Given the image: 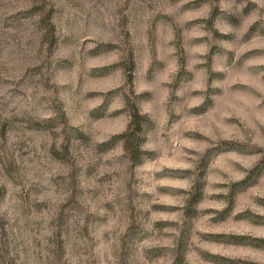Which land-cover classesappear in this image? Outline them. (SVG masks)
Returning <instances> with one entry per match:
<instances>
[{
  "label": "rangeland",
  "instance_id": "obj_1",
  "mask_svg": "<svg viewBox=\"0 0 264 264\" xmlns=\"http://www.w3.org/2000/svg\"><path fill=\"white\" fill-rule=\"evenodd\" d=\"M261 61L264 0H0V264H264Z\"/></svg>",
  "mask_w": 264,
  "mask_h": 264
},
{
  "label": "trees",
  "instance_id": "obj_2",
  "mask_svg": "<svg viewBox=\"0 0 264 264\" xmlns=\"http://www.w3.org/2000/svg\"><path fill=\"white\" fill-rule=\"evenodd\" d=\"M48 35H50V32L49 31L46 33V37ZM50 36L52 37V35H50ZM121 135L123 136L124 134H121ZM129 149H130L131 155L133 157H137L139 155V153H138V147L136 145L133 144L132 146H130Z\"/></svg>",
  "mask_w": 264,
  "mask_h": 264
},
{
  "label": "clouds",
  "instance_id": "obj_3",
  "mask_svg": "<svg viewBox=\"0 0 264 264\" xmlns=\"http://www.w3.org/2000/svg\"><path fill=\"white\" fill-rule=\"evenodd\" d=\"M202 35V34H201ZM203 49H197V51H202ZM261 63H264V61H261Z\"/></svg>",
  "mask_w": 264,
  "mask_h": 264
}]
</instances>
